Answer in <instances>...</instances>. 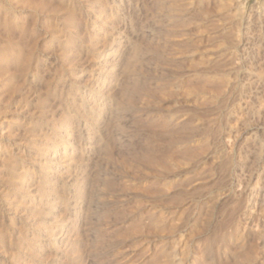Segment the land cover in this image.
Here are the masks:
<instances>
[{
	"label": "rangeland",
	"instance_id": "obj_1",
	"mask_svg": "<svg viewBox=\"0 0 264 264\" xmlns=\"http://www.w3.org/2000/svg\"><path fill=\"white\" fill-rule=\"evenodd\" d=\"M0 264H264L261 0H0Z\"/></svg>",
	"mask_w": 264,
	"mask_h": 264
},
{
	"label": "bare ground",
	"instance_id": "obj_2",
	"mask_svg": "<svg viewBox=\"0 0 264 264\" xmlns=\"http://www.w3.org/2000/svg\"><path fill=\"white\" fill-rule=\"evenodd\" d=\"M261 6L264 7V0H261Z\"/></svg>",
	"mask_w": 264,
	"mask_h": 264
}]
</instances>
